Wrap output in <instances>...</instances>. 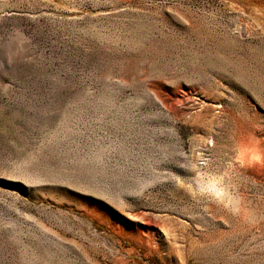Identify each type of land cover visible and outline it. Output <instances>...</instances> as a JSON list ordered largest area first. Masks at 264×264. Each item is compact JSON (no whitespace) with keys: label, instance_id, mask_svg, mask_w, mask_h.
<instances>
[{"label":"rangeland","instance_id":"1","mask_svg":"<svg viewBox=\"0 0 264 264\" xmlns=\"http://www.w3.org/2000/svg\"><path fill=\"white\" fill-rule=\"evenodd\" d=\"M0 264H264V0H0Z\"/></svg>","mask_w":264,"mask_h":264}]
</instances>
